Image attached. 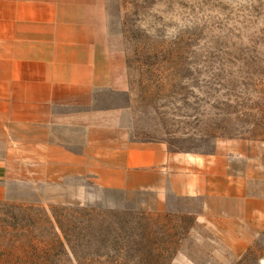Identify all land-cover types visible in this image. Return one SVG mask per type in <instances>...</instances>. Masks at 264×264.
<instances>
[{"label": "rangeland", "instance_id": "1", "mask_svg": "<svg viewBox=\"0 0 264 264\" xmlns=\"http://www.w3.org/2000/svg\"><path fill=\"white\" fill-rule=\"evenodd\" d=\"M105 4L131 134L165 145L195 171L225 158L245 188L242 197L220 204L231 216L247 211L246 221L202 218L197 199L165 204L150 192L97 188L85 198L77 184L63 182L0 201V227L24 226L35 234L40 228L49 240L54 208L71 209V220L84 211L114 212L119 226L136 230L139 242L169 248L168 264H264V198L257 197L264 196V0ZM240 154L241 160L228 162ZM249 155H255L253 163ZM58 261L77 264L71 255Z\"/></svg>", "mask_w": 264, "mask_h": 264}, {"label": "crops", "instance_id": "2", "mask_svg": "<svg viewBox=\"0 0 264 264\" xmlns=\"http://www.w3.org/2000/svg\"><path fill=\"white\" fill-rule=\"evenodd\" d=\"M112 42L105 0H0V201L74 182L85 198L150 192L197 199L205 219L246 221L220 204L245 188L225 158L195 171L131 134Z\"/></svg>", "mask_w": 264, "mask_h": 264}, {"label": "trees", "instance_id": "3", "mask_svg": "<svg viewBox=\"0 0 264 264\" xmlns=\"http://www.w3.org/2000/svg\"><path fill=\"white\" fill-rule=\"evenodd\" d=\"M54 209L58 215L47 221L49 240L40 228L35 234L24 226L0 227L1 264H59L62 255L77 264H168L171 258L169 248L159 250L149 239L141 243L133 227L119 226L117 213L82 210L85 215L71 220V209Z\"/></svg>", "mask_w": 264, "mask_h": 264}]
</instances>
